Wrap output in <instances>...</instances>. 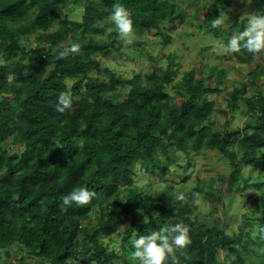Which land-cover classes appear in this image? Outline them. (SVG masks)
Here are the masks:
<instances>
[{
	"label": "trees",
	"instance_id": "16d2710c",
	"mask_svg": "<svg viewBox=\"0 0 264 264\" xmlns=\"http://www.w3.org/2000/svg\"><path fill=\"white\" fill-rule=\"evenodd\" d=\"M226 1L205 7L202 18L211 24ZM70 2L82 3L80 19L63 14ZM116 3L129 11L139 34L161 33L176 8L173 0H0V250L6 258L20 255L7 264H24L26 256L34 258L30 264H132L133 239L179 222L192 240L185 256L177 250L179 264H264V180L250 182L242 174L247 165L264 171V63L229 93L230 109L248 115L244 126L220 129L207 94L220 89L225 68L211 86L203 70L193 68L175 80L170 65H153L144 76L102 65L99 56L123 46L111 20ZM182 16L180 9L173 15ZM228 22L221 29L227 43L247 25L244 18ZM34 32L36 45L27 48L23 39ZM73 44L80 51L59 58ZM235 54L249 61L247 50ZM61 93L72 99L63 113L56 110ZM200 149H217L227 159L229 191L259 190L252 212L232 233L198 218L213 187L134 183L137 165L164 179L180 161L177 154ZM80 188L96 193L91 203L63 205ZM180 193L186 202L176 200ZM193 193L201 194L198 205Z\"/></svg>",
	"mask_w": 264,
	"mask_h": 264
},
{
	"label": "rangeland",
	"instance_id": "374dc122",
	"mask_svg": "<svg viewBox=\"0 0 264 264\" xmlns=\"http://www.w3.org/2000/svg\"><path fill=\"white\" fill-rule=\"evenodd\" d=\"M173 1L176 3V8L172 14L174 15L180 9L183 12L182 18L172 15L170 20L162 23L161 33L155 32V30L143 34L134 32L131 44H125L117 36L123 46L113 49L111 55L107 57L99 56L102 65L108 66L125 76H132L136 73L144 76L153 65L162 67L170 65L176 71L175 80L179 79L185 71L193 68L203 70L205 82L211 86L214 85L216 71L225 68L222 81L218 84L220 89L207 94V98L214 102L215 108L210 114V118L216 122L220 129H223L222 125L225 123L227 124L226 128L241 129L248 115L230 109L228 106L229 93L237 81L249 80L251 74L259 70V66L264 63V52L249 53L247 57L249 61H242L235 53L225 51L228 44L224 38L226 32L221 29L229 26L228 19L230 18H244L247 23L251 14L264 15V4L260 3L259 0H227L220 11L227 14L225 25L213 28L212 22L209 24L202 18V14L205 7H209L211 10L218 7L219 0ZM83 11L82 3L70 2L63 14L67 13L70 18L80 19ZM114 29H116L115 24ZM213 29L221 31L214 34ZM164 33L169 35L167 40L164 38ZM233 33L235 32L233 31ZM36 35L37 33L34 32L23 39L27 48L36 45L34 40ZM242 54L245 55V53ZM168 56L172 57V61L169 60ZM3 60L4 57L0 55V61ZM260 77V83L264 82V76ZM255 82L259 84L258 78ZM171 85L168 84L167 89L173 92ZM249 87H254V84H250ZM242 104L241 102L240 107ZM177 155H179L180 161L171 166V170L165 174L164 179L156 178L155 175L137 165L134 183L145 189L155 187L160 189L167 182H172L176 187L189 189L198 181L208 188L213 187L214 196L199 205L198 218L208 226L219 225L229 233L236 231L244 213L246 212L245 215H247L252 212L250 209L254 205V199L259 190L248 186L245 190L229 191L227 187L231 167L227 159L217 149L192 150L187 156L183 153ZM187 159L190 164L185 167ZM242 174L244 177H249L250 182L264 180V171L261 172L256 165L245 166ZM220 176L223 177L220 178ZM240 181L242 185L243 179L241 178ZM214 208L215 210H213ZM258 212L259 210L253 213ZM257 229V227H253L252 231L256 233ZM119 243L120 239H116L112 244L118 246ZM0 251H2L0 252V263L7 264L10 259L15 260L20 256L12 251L11 258H6L4 250ZM32 259L34 258L26 256L24 264H30ZM72 260L77 263V256L73 255Z\"/></svg>",
	"mask_w": 264,
	"mask_h": 264
},
{
	"label": "clouds",
	"instance_id": "9594fccd",
	"mask_svg": "<svg viewBox=\"0 0 264 264\" xmlns=\"http://www.w3.org/2000/svg\"><path fill=\"white\" fill-rule=\"evenodd\" d=\"M111 20L114 22L118 31L119 38L125 44L133 42L134 28L131 14L124 5L116 3L113 5ZM227 14L220 12L219 16L212 21V27L218 28L225 25ZM242 49L252 54L264 52V15L251 14L248 17L247 25L243 31L233 33L228 40L225 51L239 53ZM80 51L78 44L71 45L59 53V58H67L69 54ZM72 107V99L67 93H61L58 97L56 110L63 113ZM96 196L94 191L87 188L74 190L63 198V205L70 206L73 202L77 205H87ZM201 194L193 193L192 203L198 205L201 202ZM176 200L186 202L183 193L176 196ZM144 224L149 222L145 215L142 221ZM189 227L182 222L152 231L148 235L139 236L131 241L134 251L129 253V260L132 264H167L171 259V264H179V256H185L184 250L191 245L192 240L189 235ZM261 231H264L262 229Z\"/></svg>",
	"mask_w": 264,
	"mask_h": 264
}]
</instances>
